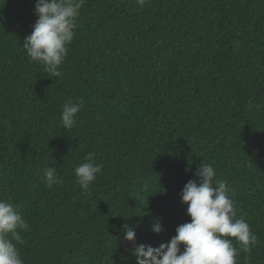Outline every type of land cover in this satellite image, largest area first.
<instances>
[{
  "label": "trees",
  "instance_id": "16d2710c",
  "mask_svg": "<svg viewBox=\"0 0 264 264\" xmlns=\"http://www.w3.org/2000/svg\"><path fill=\"white\" fill-rule=\"evenodd\" d=\"M36 3L0 0V199L29 225L24 264H136L122 226L169 242L203 160L258 238L237 264H264V0H84L51 78L22 47ZM81 98L65 129V101ZM89 152L103 170L84 193L74 169Z\"/></svg>",
  "mask_w": 264,
  "mask_h": 264
},
{
  "label": "clouds",
  "instance_id": "9594fccd",
  "mask_svg": "<svg viewBox=\"0 0 264 264\" xmlns=\"http://www.w3.org/2000/svg\"><path fill=\"white\" fill-rule=\"evenodd\" d=\"M144 7L147 0H136ZM84 0H37L34 13L35 24L31 34L24 38L22 47L28 57L41 63L44 72L51 77H61L60 71L78 28V18ZM78 102L65 101L60 120L65 129L77 123L75 117L84 106ZM103 164L96 161V154L89 152L84 162L75 167L76 182L84 193L101 174ZM197 179L187 182L181 192V200L187 206L190 222L176 228V235L158 247L136 242V229L129 224L122 226L123 240L135 245L131 249L136 264H237L240 251L250 253L257 244V236L248 223L237 218L235 202L227 182L216 178L212 164L203 160L196 172ZM43 183L52 187L61 182L55 167H46ZM29 225L10 200L0 199V264H24L16 244L23 243L20 231ZM152 231H164L160 219H154ZM235 240L241 246H234ZM15 241L16 243H14ZM183 245V251H181Z\"/></svg>",
  "mask_w": 264,
  "mask_h": 264
}]
</instances>
